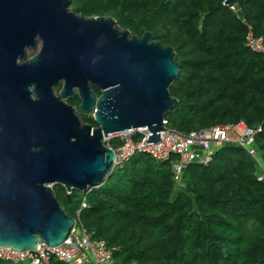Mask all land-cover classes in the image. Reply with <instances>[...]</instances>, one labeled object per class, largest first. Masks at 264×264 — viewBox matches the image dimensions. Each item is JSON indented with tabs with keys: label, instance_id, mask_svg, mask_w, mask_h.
<instances>
[{
	"label": "trees",
	"instance_id": "16d2710c",
	"mask_svg": "<svg viewBox=\"0 0 264 264\" xmlns=\"http://www.w3.org/2000/svg\"><path fill=\"white\" fill-rule=\"evenodd\" d=\"M75 12L110 16L131 34L145 31L170 46L180 74L166 126L181 134L243 122L260 131L255 156L235 142L218 144L207 165L191 162L179 182L174 157L136 153L85 194L53 192L112 264H264V0H72ZM95 125L93 120L89 121ZM261 177L259 180L258 178ZM0 264H12L0 260ZM49 264H65L53 257Z\"/></svg>",
	"mask_w": 264,
	"mask_h": 264
},
{
	"label": "water",
	"instance_id": "95a60500",
	"mask_svg": "<svg viewBox=\"0 0 264 264\" xmlns=\"http://www.w3.org/2000/svg\"><path fill=\"white\" fill-rule=\"evenodd\" d=\"M71 1L0 0L1 247L63 243L76 219L52 187L62 185L68 197L103 184L115 159L103 137L146 128L154 143L177 101L169 92L180 74L172 47L148 31L133 35L110 16L76 13ZM36 40L38 54L19 64ZM74 88L77 113L61 100ZM81 113H92L96 126L84 124Z\"/></svg>",
	"mask_w": 264,
	"mask_h": 264
},
{
	"label": "built area",
	"instance_id": "2783aa9c",
	"mask_svg": "<svg viewBox=\"0 0 264 264\" xmlns=\"http://www.w3.org/2000/svg\"><path fill=\"white\" fill-rule=\"evenodd\" d=\"M247 45L264 55V45L260 38H254L249 33ZM163 125L164 130L159 131L160 139L154 143L146 141L147 136L151 134L146 128L114 132L104 136V145L115 154L113 169L124 167L136 153L145 154L158 161L174 157L171 172L176 182H179L187 164L197 162L207 165L218 144L235 142L255 156L254 137L260 131V127L248 128L243 122L211 126L188 134H181L168 128L165 119ZM233 135L237 136L232 137ZM83 207H86L85 199L82 200L80 209ZM80 209L77 211L75 226L63 243L57 246L42 243L31 251H17L0 246V260L12 264H49L50 258L53 257L65 264H112L111 252L104 242L90 240L79 220Z\"/></svg>",
	"mask_w": 264,
	"mask_h": 264
},
{
	"label": "flooded vegetation",
	"instance_id": "af4514ba",
	"mask_svg": "<svg viewBox=\"0 0 264 264\" xmlns=\"http://www.w3.org/2000/svg\"><path fill=\"white\" fill-rule=\"evenodd\" d=\"M76 13H78V12H76ZM40 47H41L40 40H36L35 45L26 48L23 57H19L17 59V62L19 64H22V63H24L26 61H29L30 59H33L38 54V52L40 51ZM62 85L63 84L60 83V84H57V85H55L53 87L54 93H55L56 96L59 95V93H60V91H61V89L63 87ZM73 90H74V93H75L74 96H71V97H68V98H62L61 100L64 101L65 103H67L68 105H70L72 107L73 111H75L77 113L80 99H79V96H78L77 89L74 88ZM93 90H94V92L96 93V95L98 97L100 95V90L97 89L96 87H93ZM79 118L84 124H90L93 127L96 126V125H93V124H91L89 122L90 120H93V114L92 113H90V114L81 113Z\"/></svg>",
	"mask_w": 264,
	"mask_h": 264
},
{
	"label": "rangeland",
	"instance_id": "374dc122",
	"mask_svg": "<svg viewBox=\"0 0 264 264\" xmlns=\"http://www.w3.org/2000/svg\"><path fill=\"white\" fill-rule=\"evenodd\" d=\"M237 132V131H236ZM237 135H233L232 137H236Z\"/></svg>",
	"mask_w": 264,
	"mask_h": 264
}]
</instances>
